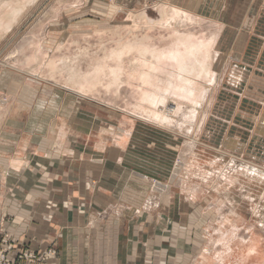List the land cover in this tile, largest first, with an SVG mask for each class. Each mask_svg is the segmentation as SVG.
Masks as SVG:
<instances>
[{"label":"rangeland","instance_id":"374dc122","mask_svg":"<svg viewBox=\"0 0 264 264\" xmlns=\"http://www.w3.org/2000/svg\"><path fill=\"white\" fill-rule=\"evenodd\" d=\"M16 6L23 9L14 17ZM179 40L211 49L182 65L161 59L154 70L144 62L151 54L135 50L173 56ZM188 86L192 96L182 92ZM0 93V139L50 159L65 155L56 153L64 136L81 151L103 143L102 157L129 140L122 166H95L144 178L117 195L128 210L101 195L98 182L93 206L76 210L86 225L50 226L52 236L74 237L71 260L53 243H24L36 264L264 261V0H0ZM56 200L50 211L64 207ZM125 222L130 232L118 242ZM211 226L238 229L240 246L262 258H207Z\"/></svg>","mask_w":264,"mask_h":264},{"label":"crops","instance_id":"0c3cea01","mask_svg":"<svg viewBox=\"0 0 264 264\" xmlns=\"http://www.w3.org/2000/svg\"><path fill=\"white\" fill-rule=\"evenodd\" d=\"M130 136L131 134L129 138ZM62 141L65 147L57 148L56 153H65V155L58 154L50 159L43 149L36 153L31 152L32 146L28 143L18 144L0 139V234L10 237V259L16 256L24 243L35 249H45L53 243L65 254L64 260H71L73 254L71 243L75 240L74 237L68 235L67 239H64L63 236H52L50 226L79 229L86 225L76 210L82 201L89 202L93 206V188L98 189V182L102 183V187L98 189L101 195L114 202H124L121 209L128 210L125 201H121L119 196H124L130 188L139 187L138 184L136 187L132 182L144 179H141L138 173L131 175L123 171L118 173L105 170L104 165L106 164L122 166L125 162L124 152L129 140L125 145L117 142L116 147L107 152L108 155L104 157L97 156L99 155L97 153L109 150L108 146L102 145L103 143H96L94 148L92 146L81 151L78 140L72 139L70 143L69 139L64 136ZM69 143L70 145L67 146ZM93 150L95 155H93ZM96 162L104 165H100L101 168L97 167ZM51 164L55 166V171L54 168L52 172L49 171ZM85 181L91 183L89 190L81 187ZM117 195H119L118 198H116ZM53 196H57V204H63L64 207H58L55 204L53 211H50L48 203ZM214 206L218 214L222 213L221 202L215 201ZM51 213H55L52 220L49 217ZM136 228L138 229L137 226L134 227ZM117 229V241L120 242L122 234H129L130 224L125 222L120 229L119 227ZM208 233L210 234V245L204 253L207 254V258L215 256L214 259H217L218 263L225 261V258L227 261L235 258L237 251H240L239 258H246L243 254H247L248 247L255 249L250 244L248 247L247 245L240 246L237 239L238 229L225 231L222 227L217 230L211 226ZM77 236L81 237L79 234ZM218 245L221 253L215 250ZM215 253L218 254L215 255ZM254 253L259 255V259L262 258V254L255 250ZM251 257L254 258L253 255H249V258Z\"/></svg>","mask_w":264,"mask_h":264},{"label":"bare ground","instance_id":"6f19581e","mask_svg":"<svg viewBox=\"0 0 264 264\" xmlns=\"http://www.w3.org/2000/svg\"><path fill=\"white\" fill-rule=\"evenodd\" d=\"M22 7L21 6H16L14 9H13V13H12V16L16 17L18 14H20V12L22 11ZM137 45H135V50L138 51L140 53V55H142L143 57L146 56L147 54H151V58L152 60L150 61H144L148 64V67L151 68V70H154L157 66V64L159 63V61L161 59H166V58H172V60L176 61V63L178 62L179 64H181L182 60H185V58L189 55V56H193L194 54L196 53H202V52H207L208 50H210V43L207 44V43H204V42H195V41H188V40H185L184 42L183 41H180L178 42V46L176 49L175 48H171V49H168V51H173L174 52V55L173 56H167V54L163 53L162 52H159L161 50H158V48H155V47H145L142 45H139L138 43H136ZM128 46V45H127ZM126 47L123 46L122 50ZM130 49L133 50V47H130ZM120 50L119 53H117V56H122L123 54V51ZM167 51V50H166ZM209 52V51H208ZM108 56V55H107ZM165 57V58H164ZM120 58V57H119ZM121 61V60H120ZM62 62V61H61ZM74 64V63H73ZM51 65V70L54 72L55 70H57L59 68V65L55 62V61H52L50 63ZM182 65V64H181ZM182 68V67H181ZM61 69V68H60ZM59 69V70H60ZM104 71V70H103ZM180 74L181 75H184V71L183 70H180ZM63 73V72H62ZM70 73V72H69ZM104 73V72H103ZM115 73V72H114ZM99 74V73H97ZM116 74V73H115ZM118 75V74H117ZM69 77V76H68ZM92 78V77H91ZM93 79V78H92ZM186 83H191L190 80H187V79H184ZM183 80V81H184ZM83 82V81H81ZM79 83V82H78ZM82 84V83H81ZM89 85H91V88H93V80L91 82H89ZM182 92H185L188 96H192V94L195 92L193 91L192 88H189V86L185 89L182 90ZM144 97V96H143ZM43 99V98H42ZM42 101V100H41ZM31 102V101H30ZM42 103V102H40ZM27 104V103H26ZM44 104V103H43ZM36 108H37V105H36ZM50 108V107H49ZM52 108V107H51ZM47 109V108H46ZM37 111V109L35 110ZM34 111V112H35ZM46 112V111H45ZM40 114V113H39ZM50 114V113H49ZM48 114V116H50ZM44 115V114H43ZM47 115V114H45ZM44 115V116H45ZM56 116V114H55ZM41 117V116H40ZM38 119V118H37ZM39 124V123H38ZM35 125V124H34ZM49 126V125H48ZM57 128V127H56ZM208 181V180H207ZM224 182V181H223ZM206 183V182H205ZM227 183V182H226ZM225 184V183H224ZM205 185V184H204ZM222 185V184H221ZM216 186V185H215ZM218 186V185H217ZM215 188V187H214ZM217 188V187H216ZM207 189V188H206ZM197 191V190H195ZM195 193V192H194ZM213 200V199H212ZM249 251L247 252V254H243L244 257L248 258L249 259V255H253L254 258L257 257V258H260L259 255H257L256 253H254V250L250 247L248 248ZM229 252V251H228ZM260 262V261H259ZM260 264H264V261L260 262Z\"/></svg>","mask_w":264,"mask_h":264},{"label":"built area","instance_id":"2783aa9c","mask_svg":"<svg viewBox=\"0 0 264 264\" xmlns=\"http://www.w3.org/2000/svg\"><path fill=\"white\" fill-rule=\"evenodd\" d=\"M10 243L11 240L7 235H0V264H36V254L25 248L21 249L13 259H10Z\"/></svg>","mask_w":264,"mask_h":264}]
</instances>
